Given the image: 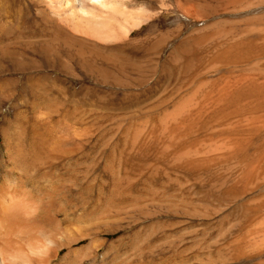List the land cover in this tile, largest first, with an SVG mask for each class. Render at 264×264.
I'll return each mask as SVG.
<instances>
[{"label": "rangeland", "instance_id": "1", "mask_svg": "<svg viewBox=\"0 0 264 264\" xmlns=\"http://www.w3.org/2000/svg\"><path fill=\"white\" fill-rule=\"evenodd\" d=\"M136 4L128 9L148 20L100 41L48 0H0V113L55 120L69 143L83 141L62 181L99 203L111 194L130 264H264V0Z\"/></svg>", "mask_w": 264, "mask_h": 264}, {"label": "bare ground", "instance_id": "2", "mask_svg": "<svg viewBox=\"0 0 264 264\" xmlns=\"http://www.w3.org/2000/svg\"><path fill=\"white\" fill-rule=\"evenodd\" d=\"M131 1H129V2H131ZM117 2L118 1H116V0H48V5H49L52 12L56 11L57 12L56 15L59 17H62V19H61L62 21L66 22L67 24H70L73 31L78 32L80 34H83L87 37L95 38V39L100 40V41L101 40L108 41L109 39L113 40V38H116V37L121 38V39H126V37L128 35L130 36V33L133 29L140 27L142 25V23H145L148 20L147 17H141L139 14L132 11V8L128 9L129 6H135L136 7V5H137L136 0L129 3L128 7H127V5H125L127 3H125V4L119 3L120 4L119 6L121 8L120 7L117 8L118 7V6H116ZM120 2H122V1H120ZM143 2H141V3H143ZM146 4H143V6H145ZM115 16H118V17L120 16L121 19H119V18H117V19L121 20V22L119 21L120 22L119 23L116 21L119 24H115V26H114V24L111 23V21L114 20ZM62 21H60V22H62ZM110 23L113 25H111ZM116 27L120 31V34H117V28ZM240 52H242V51H240ZM246 52L247 51H245L244 54H242L243 52L240 54L245 55ZM234 53L236 55V52H234ZM234 53H232V54H234ZM250 53L251 52H249V54ZM249 54H247V56ZM261 54H263V53L262 52L259 53L260 57L261 56L264 57ZM235 57H234V59H235ZM241 58L243 59V57H241ZM257 59L254 60V63H255V61H257ZM257 62L255 63L256 66L259 64V63L257 64ZM260 62H262V61H260ZM262 64H264V63H262ZM261 66H259V67L261 68ZM262 68H263V66H262ZM262 68L260 70H262ZM236 71H237V68H236ZM256 72H257V69H256ZM262 72L264 73V68H263ZM232 73H231V75H232ZM258 73H260V72H258ZM260 74H258V76ZM240 80H241V78H240ZM262 83H264V82H262ZM255 87L253 89H257V88L261 89V87L258 85H257V88H255ZM238 89H239V87H238ZM246 90H248V89H246ZM220 91H222V90H220ZM235 91H236V89H235ZM258 91H260V90H258ZM219 93L221 94L222 92H219ZM223 93H225V92H223ZM261 93H263V92H261ZM206 94L207 93H205V95ZM233 94H234V92H233ZM263 94L260 95V93H259V96H262ZM207 95L204 97L205 100L207 98ZM257 95H258V93H257ZM210 96H212V95H210ZM242 96H244V95H242ZM231 97L232 96H230V98ZM237 97H238V95L236 94V98ZM241 97H240V99H241ZM262 97H264V95ZM213 99H214V97H213ZM213 99L209 98V101H212ZM247 99L249 100V98H246V100ZM219 100H220V97H219ZM242 100H243V98H242ZM259 100H261V99H259ZM196 101H198V100H196ZM228 102L229 101H227V103ZM256 102L261 104L258 100ZM199 103H203V101L202 102L199 101ZM199 103H197V104L200 105ZM258 103H257V105H258ZM230 104H231V102H230ZM244 104L245 103H243V105ZM252 104H254V103L252 102ZM263 105L261 106V108L263 107ZM253 106L255 107V105H253ZM254 107H251V108H254ZM209 108H210V106H209ZM202 109H204V108H202ZM216 109L218 110V108H216ZM259 110H261V109H259ZM213 111H216V110H213ZM219 111H220V109H219ZM224 111H226V110H224ZM246 111H247V109H246ZM250 111H251V109H250ZM222 112H223V110H222ZM8 113H6V114L0 113V264H130V261L125 256V254H126L125 251L122 249L119 250L121 248V246L123 245V243H125L124 241L127 238L125 234H126L127 230L125 228H123L122 226H121L122 228L120 230L117 229L120 226L119 225L120 223L118 224V222L115 220V217L112 216L114 209L112 206L113 201L111 199V194L109 196L107 195V197H104L105 198L104 202L102 201V198H101L102 202L99 203L100 199L98 197L93 198L92 195L91 196H89V195L83 196L82 193L80 191H78L79 190V189H77L78 187L76 188L74 186L75 185L74 183L68 182V181L67 182L62 181V178L64 176V174L61 171L62 168L63 169H64V167L66 168L69 161L72 160L73 158H76L75 156L81 150L80 147H81L83 141H78V142L72 141L71 143H69V139H67L65 137V135H63V131L61 132L59 127L54 128L52 126V124L54 123L55 120L54 121L51 120L53 122L51 124V122H48V120H44V119L43 120H38V119L36 120L33 118H27L25 116L18 115V114L10 115ZM214 113H218V112H214ZM245 113H243V115H245ZM231 114H233V113H231ZM36 115H37V113H36ZM236 115H238V113L234 115V118ZM231 116L229 115V117H231ZM256 116L257 115H254V117H256ZM32 117H34V116H32ZM51 117H53V116L51 115ZM56 117H58V116H56ZM254 117H252V118H254ZM259 117H260V115H259ZM65 118H67V117H65ZM65 118H64V120H65ZM231 119L232 118H230V120L225 119V121L231 122L232 121ZM236 119H237V116H236ZM247 120H250L249 117ZM225 121L223 119L221 122L223 123ZM235 122H237V121H235ZM68 123L71 124L70 122H68ZM178 123L176 124L177 129H179L178 125L183 124V123H179V124ZM244 123H247V121ZM49 124H51V126ZM89 124H90V122H89ZM207 124H209V123H207ZM53 125H55V124H53ZM193 125H194V120H193ZM225 125H227V124H225ZM236 125H238V124H236ZM253 125H251V126L253 127ZM56 126H57V123H56ZM65 126H66V124H65ZM67 126H69V125H67ZM71 126H73V125L71 124ZM86 126H87V124H86ZM248 126H249V124H248ZM251 126H249V127H251ZM84 127H85V125H84ZM179 127H181V126H179ZM232 127H233V130H235V128H236L235 126H230L229 130ZM245 127H247V126H245ZM68 128L69 127H67V129ZM70 128H72V127H70ZM77 128H79V127H77ZM238 128H237V130H239ZM263 128L261 127L260 129L263 130ZM253 129H254V127L251 130L253 131ZM237 130L233 131L232 134L233 133L235 134V132L241 133L240 131H237ZM256 130H257V127H256V129H254L253 132H255ZM66 131L68 132L71 130L69 129ZM78 131H80V130H78ZM74 132H72V134ZM244 132H245V130H244ZM244 132H243V134L241 133V135H244L245 134ZM227 133H229V132H227ZM261 133H264V130ZM246 134H249V133L247 132ZM257 134H260V133H257ZM79 135L82 137L81 134H79ZM241 135H239V136H241ZM75 136H77V135L75 134ZM227 136L229 137V134H227ZM232 136H234V138ZM232 136L231 137L233 140L236 138L235 136H237V135H232ZM245 136L247 137L248 135H245ZM250 136L252 137V134H250ZM250 136H248L247 138H249ZM67 137H69V136H67ZM69 138H71V137H69ZM78 138H79V136H78ZM78 138H76V139H78ZM237 138L239 139V137H237ZM237 138H236V141L238 140ZM247 138L242 137V139L243 140L246 139L247 143H248V140L250 141V138L249 139H247ZM84 139L85 138L83 137V140ZM256 140H259V139H256ZM92 141H93V139H92ZM239 141L237 142V144H240ZM91 143H93V142H91ZM223 143H224V141H223ZM241 144H244V143L242 142ZM104 146H105V144H104ZM246 146H248V145H245V147ZM98 147H99V145H98ZM245 147L243 149L241 147V149L244 150ZM249 147H247V148H249ZM254 147L255 146H253V148ZM247 148H246V151H247ZM255 148H257V147H255ZM238 149H239V147H238ZM241 149L239 150L240 152H241ZM235 151H237V152H235ZM233 152L238 154V150H236V149H234ZM233 152L231 151L230 154L229 153H227V154L231 156V153H232L231 158H233L234 157L233 155H235ZM245 153L243 152L242 155ZM248 153H249V151H248ZM237 154H236V156H237ZM79 155H81V154H79ZM230 156H227V158H229ZM236 156H235V158H237ZM244 156H242V158H243V160H246L244 158H247V155L245 157ZM248 156H249V154H248ZM261 156H263V157H261ZM261 156H260V158L261 159L263 158L262 160L264 161V155H261ZM255 158L256 157H254V159ZM238 159H241V157L240 158L238 157ZM247 159H249V157ZM232 160H236V159H232ZM257 160H258V158L255 161H257ZM242 161H241V163H242ZM74 162H76V161H74ZM238 162L239 163H237V164L241 165L240 161H238ZM244 162L248 165L247 161H243V163ZM98 164L99 163H97V165ZM255 164L256 163H254V165ZM244 167L247 168V167H254V166H247V167L244 166ZM110 168L111 167H109V168L106 167V169H110ZM245 168H244V173L247 172V170H245ZM256 169H257V167H256ZM262 169H263V165H262ZM94 170H96V169H94ZM239 170H240V168H239ZM252 170H254V169H252ZM89 171H91V170H89ZM248 171H250V170H248ZM250 172H252V171H250ZM262 172H260V174ZM109 173H111V171H109ZM73 174H74V172L71 175L73 176ZM111 175H112V173H111ZM243 175H245V174H243ZM261 176H262V174H261ZM263 176H264V173H263ZM103 177H105V176H103ZM254 178H253V181H254ZM104 180H106V178ZM263 180H261V181H263ZM253 181H251V182L253 183ZM62 182L64 184H62ZM235 183H237V180ZM241 183H244V181ZM247 184L250 185V183H247ZM247 184H245L243 187H245ZM84 186H83V188H84ZM86 186H87V184H86ZM98 186H100V185L98 184ZM240 186L241 185H239V188H242V186L241 187ZM103 189H104V187H103ZM108 190H110V189H108ZM239 190H241V189H239ZM101 191H102V189H101ZM25 192L31 193V196L40 202L39 212H38V214H36L34 216L31 215V213L21 214L19 212L11 210L10 208L5 207L9 201L14 199L15 196H18V195L25 193ZM109 193H111V192L109 191ZM119 221L121 222V220H119ZM113 222H115V223L117 222V224L119 226L116 227L115 226L116 224ZM122 224H124V223H122ZM127 234H129V232Z\"/></svg>", "mask_w": 264, "mask_h": 264}, {"label": "clouds", "instance_id": "3", "mask_svg": "<svg viewBox=\"0 0 264 264\" xmlns=\"http://www.w3.org/2000/svg\"><path fill=\"white\" fill-rule=\"evenodd\" d=\"M5 207L21 214L31 213L34 216L39 212L40 202L33 198L31 193L25 192L15 196Z\"/></svg>", "mask_w": 264, "mask_h": 264}]
</instances>
